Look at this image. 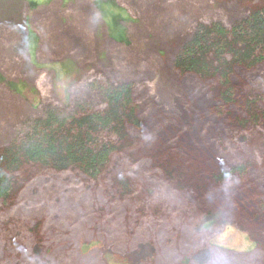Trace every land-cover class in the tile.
<instances>
[{"label": "rangeland", "instance_id": "374dc122", "mask_svg": "<svg viewBox=\"0 0 264 264\" xmlns=\"http://www.w3.org/2000/svg\"><path fill=\"white\" fill-rule=\"evenodd\" d=\"M263 2L0 0V151L44 108L100 106L95 83H131L140 121L98 179L13 174L0 264H264V128L232 126L243 109L175 64L200 23L231 26ZM258 69L238 70L239 97L264 100Z\"/></svg>", "mask_w": 264, "mask_h": 264}, {"label": "trees", "instance_id": "16d2710c", "mask_svg": "<svg viewBox=\"0 0 264 264\" xmlns=\"http://www.w3.org/2000/svg\"><path fill=\"white\" fill-rule=\"evenodd\" d=\"M119 17L111 12L107 23L117 27ZM196 30L177 57V68L183 74L218 82L221 104L239 105L246 116L229 121L232 126L264 128L262 94L251 92L243 99L235 82L239 69L252 72L264 65V2L231 26L222 22L200 23ZM95 84L97 98L103 100L100 106L95 101L81 102L70 112L49 106L41 115L22 122L15 139L0 151V197H7L6 191L14 185L13 174L21 168L74 171L95 180L106 175L117 153L130 147L129 131L140 124L133 85ZM227 172L219 171L213 180L219 182ZM115 182L123 191L128 190L129 184L123 178Z\"/></svg>", "mask_w": 264, "mask_h": 264}]
</instances>
